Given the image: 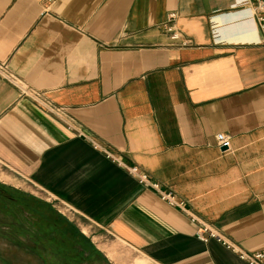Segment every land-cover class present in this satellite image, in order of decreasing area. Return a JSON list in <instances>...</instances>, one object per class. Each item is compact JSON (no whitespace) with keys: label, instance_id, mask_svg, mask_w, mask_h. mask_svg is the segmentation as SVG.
<instances>
[{"label":"crops","instance_id":"1","mask_svg":"<svg viewBox=\"0 0 264 264\" xmlns=\"http://www.w3.org/2000/svg\"><path fill=\"white\" fill-rule=\"evenodd\" d=\"M240 1L0 0V63L24 83L0 73V256L247 264L224 241L264 250V42Z\"/></svg>","mask_w":264,"mask_h":264},{"label":"built area","instance_id":"2","mask_svg":"<svg viewBox=\"0 0 264 264\" xmlns=\"http://www.w3.org/2000/svg\"><path fill=\"white\" fill-rule=\"evenodd\" d=\"M240 3L241 4H251L253 6L254 19L257 22L258 28L262 33V36H263L262 38L264 42V0H241ZM170 19L172 22L175 19V15H171ZM167 30L171 34V40L175 42V44H177L178 46L187 47L190 45L189 40L183 41V34L180 31L176 30L174 26H172L171 24L167 26ZM0 73L14 84L20 85V86L24 85L23 81H21L17 76L12 74L8 70V67L6 65L1 64V63H0ZM21 88H23V92L25 94L32 96L36 101L40 102L43 106H45L49 111L54 113L56 116L62 117L63 115H65L64 108L51 104L50 102L44 99L42 94L34 90H31L30 88H27L26 86L21 87ZM216 141H217L218 147L224 153L231 149V138L228 135L218 134L216 136ZM129 172L131 175L135 176L139 180L140 184L148 188H152V189L159 191L158 184L152 182L146 174H141L138 168H130ZM161 197L163 200L169 202L170 204L177 205L180 208H182V204L177 203L174 197H172L170 194L161 192ZM191 221L198 223L200 225V227L197 230V234H196L200 240L208 242L211 238H219V236L216 233H214V231H212L204 223H201L194 216H191ZM224 244L227 246V248L237 253L238 256L241 258V260L247 262V264H264V250L258 251L255 253H247L229 242L224 241Z\"/></svg>","mask_w":264,"mask_h":264},{"label":"rangeland","instance_id":"3","mask_svg":"<svg viewBox=\"0 0 264 264\" xmlns=\"http://www.w3.org/2000/svg\"><path fill=\"white\" fill-rule=\"evenodd\" d=\"M8 238H3L4 241H6L8 244L11 243V241L7 240ZM9 239L10 238L9 236ZM26 245L21 246H15L9 249H6L4 251V256H0V263L1 264H47V257L45 255L39 252H34L32 250H29L25 247ZM71 259H64L60 260L62 261V264H68ZM137 261V260H136ZM83 264H94L91 261L84 262ZM135 264H137L135 262ZM147 264V263H144Z\"/></svg>","mask_w":264,"mask_h":264},{"label":"water","instance_id":"4","mask_svg":"<svg viewBox=\"0 0 264 264\" xmlns=\"http://www.w3.org/2000/svg\"><path fill=\"white\" fill-rule=\"evenodd\" d=\"M1 264V263H0Z\"/></svg>","mask_w":264,"mask_h":264}]
</instances>
